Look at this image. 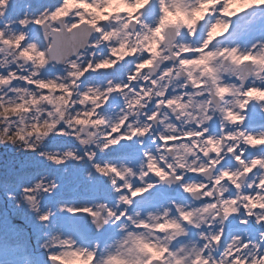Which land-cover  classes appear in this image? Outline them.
<instances>
[{"label": "snow or ice", "instance_id": "1", "mask_svg": "<svg viewBox=\"0 0 264 264\" xmlns=\"http://www.w3.org/2000/svg\"><path fill=\"white\" fill-rule=\"evenodd\" d=\"M207 3L53 0L29 15V0H0V144L19 142L35 152L37 143L56 135L96 145L101 152L143 138L156 146L155 154L143 153L138 173L95 163V151L41 152L55 165L86 159L107 179L116 194L115 208L101 203L60 211L83 212L92 225L119 223L122 234L103 252L89 249L79 231L78 240L52 231L53 213L41 212L37 201V194L49 188L41 182L23 186L37 226L33 264H264V156L247 151L264 149V133L244 128L250 106L259 105L264 113V43L245 50L237 46L256 18L233 8L258 10L264 24V0ZM49 65L63 67L66 76L42 75ZM88 74L109 77L107 86L82 89ZM16 81L25 87L15 86ZM174 85L189 90L186 101L169 92L170 87L175 92ZM117 98L124 101L121 114L110 123L98 110L111 108ZM189 124L194 127L185 129ZM152 179L178 184L194 204L202 203L173 205L174 216L169 209L146 219L129 215L135 198L156 187ZM45 225L48 232L41 233ZM8 236L7 244L0 242V264H12L6 257L17 241L29 246L15 226L8 227Z\"/></svg>", "mask_w": 264, "mask_h": 264}, {"label": "flooded vegetation", "instance_id": "2", "mask_svg": "<svg viewBox=\"0 0 264 264\" xmlns=\"http://www.w3.org/2000/svg\"><path fill=\"white\" fill-rule=\"evenodd\" d=\"M255 17L256 19L254 20L253 24L249 29L246 30V35L244 36V41H243V46H241V49L245 50L248 47H251V45L255 44L259 46L261 43H264V24L260 23L258 20V12L250 16V19ZM254 33V34H253ZM0 58H3L2 55H0ZM15 68V66H12ZM163 67V65H162ZM2 71V70H0ZM42 75H45L48 78H55V77H60L63 79L66 76V72L64 71L63 67L61 66H55L51 67L45 72L42 73ZM88 78L86 81V84H82L81 88L83 89L86 86H90L93 88H98L100 90H103L104 87L107 86V80L109 77L107 76H96V75H90L88 74ZM122 78L120 77L118 80H114L113 83L120 82ZM17 82V83H16ZM13 82L14 85H19V82L16 81ZM251 79L247 81L246 83H251ZM25 87V85L22 83ZM175 87V92H172V87H170L169 92L172 95H182L185 97L186 101V95L185 93L188 92V89H180L178 85H174ZM12 93H9L11 95ZM204 98H197V100H203ZM124 101L122 99L117 98L115 103L112 105L111 108L108 106H105V109L103 110H98L99 114L104 117L106 120H108L110 123L115 122L119 115L121 114V107L123 105ZM151 107V105H149ZM79 108V105H77V109ZM147 111V109H145ZM140 120H143V116L138 117ZM134 118L130 117V120ZM171 123H174L177 125V127H180L179 122H176L174 118L170 117ZM168 123V122H166ZM18 126V124H17ZM194 125L189 124L185 126V129L187 128H193ZM244 128L247 129V131L255 133V134H260L264 133V113L260 112V106L259 105H252L250 106L248 110V119L244 123ZM157 131H163V127L160 125L156 126ZM215 130L218 134L219 131V120L217 119L215 122ZM38 144V143H37ZM155 149L156 146L151 143V140L148 138H143L136 140L135 142H121V144L115 145L112 148L101 152L99 149L96 147V145H91V146H81L76 140L70 138V137H61L56 143L55 149L52 148L51 155H56V156H62L63 153L66 151H73L77 155H83L85 151H95L96 156H98V160H100L101 164H104L108 162L109 160H112L113 162L110 165H114L117 168H123V167H129L132 168L134 171L137 173L140 170L142 161H143V153L145 151H151L155 154ZM42 151V147H38L36 145V151L35 152H29L30 155H37ZM249 153L252 155H261L264 156V149H248L247 150ZM95 156V157H96ZM191 160V158H189ZM85 168L82 169L83 172L88 173L89 167L86 165L84 162ZM59 166V165H58ZM75 161L74 160H67V165H65L66 168H72L73 171H75ZM69 169V170H70ZM56 176V181L55 184L52 185V188L57 189L61 188L63 191L66 192H73L77 188L76 186L79 185V181L74 177L69 178V184L71 186V189L68 188L67 182L65 183H60L59 182V173H55ZM59 177V178H58ZM75 181V182H73ZM133 185L134 186H139L140 181L138 180H133ZM152 182L156 184V187L149 189L148 191L144 192L142 196L135 198L133 201V204L128 208L130 210V213L133 217L137 216V213H139V218L146 219L149 214L152 215H160L163 213L165 209H169L171 214L174 216L176 215L175 209L173 205L175 206H181L185 208L189 207H194V206H199L200 203L202 202H196L195 204L191 200L190 197H188L186 194L182 192L178 184H160L158 181H155L152 179ZM42 183V182H41ZM44 187H48L46 183H42ZM75 184V186H73ZM101 184L104 185L102 188V197L101 201L103 203L104 200L107 199V206L115 208L116 207V194L113 193L111 186L109 185L107 179L101 180ZM66 186V187H65ZM49 195H51L49 193ZM87 200H90V197H87ZM147 201H151V203H147ZM100 203V199H99ZM101 204V203H100ZM104 204V203H103ZM89 207H94L92 203L88 202ZM123 208V206H121ZM153 208L156 209L154 212ZM23 216V215H22ZM23 220L24 218L21 217ZM24 227V224L21 225ZM110 227V224H109ZM116 229L117 232H108V226L106 225L100 233L95 236V237H89V240H95L97 238H100L102 242H115L116 239H119L122 230L120 224H116ZM127 230V225H125L124 231ZM193 233H195L197 230L192 229L191 230ZM243 235V234H241ZM113 237V238H112ZM178 239H185V238H178ZM195 241V237L193 238ZM199 245L197 244V247Z\"/></svg>", "mask_w": 264, "mask_h": 264}, {"label": "rangeland", "instance_id": "3", "mask_svg": "<svg viewBox=\"0 0 264 264\" xmlns=\"http://www.w3.org/2000/svg\"><path fill=\"white\" fill-rule=\"evenodd\" d=\"M29 2L31 6L26 8L25 11H29L31 7L35 5L39 7L38 9L39 11H43V9L47 7L49 4H51L53 0H29ZM240 7L241 6L239 4L233 5V8L237 11V14L241 15L242 12L239 11ZM234 18L235 17L231 19H234ZM219 31L220 30H218V32ZM229 31H231V29H229ZM227 35L228 33L225 32L223 36L219 37V39L223 40L224 37H226ZM237 46L241 48L240 45H237ZM90 75H93V74H90ZM121 78L123 79V75L121 76ZM21 84L22 82H19V85H16V86L20 88H24V86ZM13 119H16L17 124H18V119L17 118H13ZM0 127H2V125H0ZM59 139H60V136L49 135L46 139L39 142L37 146L42 147L41 152L51 155V152H53L52 148L55 149L56 143ZM33 140H34V137H33ZM40 153H38L37 155H30L29 151H25L23 145L19 142H17L16 145L8 144V143L0 144V160H2V162H0V179H7L11 182H14L15 185L12 188V191H15L16 193L21 194L20 188L22 186H27L26 182H29L31 178L30 174L28 175L25 174L28 167L29 168L34 167L33 169H36L37 166L35 165L38 164L40 168H42L43 170H46L44 172L43 180L40 179L38 182L46 183L49 187V192L52 194V197L49 200L50 206L48 207L49 208L48 211L53 213L52 231L62 232L64 236H67L74 240H78L79 237L77 236V232L78 231L81 232V231L77 226L73 224L71 220L72 215L75 213H69L67 211L61 212L60 211L61 208H64V209H67V208L64 205L57 207L59 204L56 205L54 203L57 198H60V196L62 195L65 196L64 194L65 191L62 190V187L57 188V189L52 188V185L55 184L54 181H56L55 180L56 176L54 172L59 173V177H60V178L58 177L59 182L62 184L67 182V186L70 189H71V186L69 184L68 177L74 178L76 174L78 175L76 179L79 181V185L76 186L77 188L75 189V191H73V193L75 194L77 198H81V199L83 198L82 196L90 197V200H87V202L92 203L94 207L84 206L88 208H95L97 205L102 203L101 198H105V197H102V193H104L102 192V188L104 185L101 184V180H103L104 178L99 177L94 172V170L91 167V163L88 162L86 159L81 160L79 163L75 161V166H74L75 171H73L72 168L70 169V168L65 167V165H67V160L64 164H61L58 166L42 158L39 155ZM12 156L15 158H13ZM98 159H99L98 156H96L94 162L100 163V160ZM84 162L89 167L88 173L82 171V169L85 168ZM112 162H113L112 160H109L106 163L111 164ZM9 164L12 165L11 168L3 169L4 166L9 165ZM49 169H52L51 173L48 172ZM35 181L36 180L34 179L33 184H36ZM55 186L57 185L55 184ZM73 186H75V184H73ZM7 187H8L7 185H1V189L3 190L2 192H4L5 188ZM4 196L0 195V198ZM99 199H100V203H99ZM3 202H4V199H0V204H3ZM53 203H54V207H53ZM103 203L107 205L108 203L107 199L104 200ZM9 204L10 203H8V205ZM22 206H25L26 208H24L23 210V216H20V217H23L24 220H28V218L30 217H33V218L35 217L34 214L29 211L27 204L22 202L21 207ZM79 207L81 206H78V207L76 206L75 209H80ZM84 207H81V208H84ZM153 210L154 212L156 211L155 208H153ZM8 211L9 210H7L6 208L5 209L0 208V242L5 243V244H7L9 240V236H8L9 225L6 221V216L8 213H10ZM127 211H128V214L131 215L130 210L127 209ZM17 213L20 214V212H17ZM11 214L14 215L15 213H11ZM107 226H108V232H114V231L115 233L117 232L116 225L110 224V227L109 225ZM35 227H37L36 222L34 223L33 226H31V228H27L26 224L22 228H17V227L16 228L20 230L25 237H27V244H28L29 238L34 236L33 232H34ZM40 231L41 233L48 232V228L40 229ZM41 238H46V237H41ZM33 242L35 243V246L32 245ZM89 242H92L93 244L92 247L89 246L86 242L83 244V246L89 249L95 247L97 248L98 251L114 243L111 241L103 243L100 238H97L96 240L89 241ZM36 243H37V240L35 241L33 238L32 244L26 247L25 241L23 239L19 240L16 242V247L8 253L6 258L9 259L12 262V264H33L34 257L38 253V249L36 248ZM73 264H80V261L79 260L74 261Z\"/></svg>", "mask_w": 264, "mask_h": 264}, {"label": "trees", "instance_id": "4", "mask_svg": "<svg viewBox=\"0 0 264 264\" xmlns=\"http://www.w3.org/2000/svg\"><path fill=\"white\" fill-rule=\"evenodd\" d=\"M32 10L33 11H37L38 10V7H33ZM35 13H38V12H35ZM33 168L34 167H31V168L28 167V169L25 172V174H34L35 177L38 176L39 178H41L44 175V174H42L44 171L41 168L38 169L37 171L34 170ZM30 177H31V179L28 182V185H29V187H32L33 186V180H34V178L32 176H30ZM39 180L40 179H38V181ZM1 185H7L8 187L5 188L4 192H2L3 190L2 191L0 190V195L1 196H4L5 195L4 197H2L0 199H4L5 204L7 203V207H6L7 210H10V211L12 210V213H15V215L16 214L18 215L17 212H20V208H16L15 209V207H14L15 205H14L13 201H10V200H8L6 198V194L11 193L14 197H16V199H20L21 194L20 193H16L15 191H12V188L14 187L15 183L14 182H11V181H9L7 179H0V186ZM46 194H48V192L47 193L40 192V193L37 194V201H38L39 208H40V211L41 212L48 211V209H49L48 207L50 206V203H49V200L50 199L49 200L47 199ZM4 202H3V204H0V207L3 208V209H5ZM8 203H10V204L8 205ZM21 205H22V203H21ZM60 205H64V204L60 203ZM9 207H11V208H9Z\"/></svg>", "mask_w": 264, "mask_h": 264}, {"label": "water", "instance_id": "5", "mask_svg": "<svg viewBox=\"0 0 264 264\" xmlns=\"http://www.w3.org/2000/svg\"><path fill=\"white\" fill-rule=\"evenodd\" d=\"M51 65L48 66V68ZM7 220L9 222L10 225H15L20 223L21 221H18L16 219H14L11 215L7 216ZM73 220L75 221V223H77L78 225L81 226L82 230L87 233V234H94L96 231H94L93 226L90 222V217H88L86 214H76L73 216ZM33 223V219L30 218L28 225H32ZM92 226V227H91Z\"/></svg>", "mask_w": 264, "mask_h": 264}, {"label": "clouds", "instance_id": "6", "mask_svg": "<svg viewBox=\"0 0 264 264\" xmlns=\"http://www.w3.org/2000/svg\"><path fill=\"white\" fill-rule=\"evenodd\" d=\"M211 6V0H208V3L205 5V7H210ZM222 63V62H221ZM226 67V66H225ZM6 143V142H5ZM17 143H13V145H16ZM6 198L10 201H13L14 205L16 208H20L21 207V203H25L26 201L24 199V193L21 192V197L20 199H16V197H14L11 193L6 194ZM29 210H31L29 208ZM94 228L96 229L97 232H100L106 225L103 223V221H101V223L97 226L95 224H93ZM45 228H47V225L44 226ZM145 235H151V233H146ZM111 245L107 246L110 247ZM106 248V247H105ZM105 248L101 249V251L103 252L105 250ZM80 264H88L87 261H81ZM97 264H101L100 260H97ZM112 264H120L119 260H113Z\"/></svg>", "mask_w": 264, "mask_h": 264}]
</instances>
